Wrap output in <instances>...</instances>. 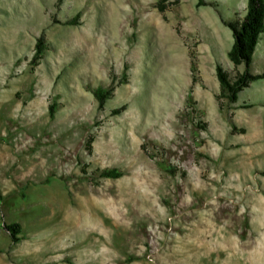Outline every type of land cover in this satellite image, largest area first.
<instances>
[{
	"label": "rangeland",
	"instance_id": "374dc122",
	"mask_svg": "<svg viewBox=\"0 0 264 264\" xmlns=\"http://www.w3.org/2000/svg\"><path fill=\"white\" fill-rule=\"evenodd\" d=\"M158 1L0 0V264H264V79L217 98L248 0Z\"/></svg>",
	"mask_w": 264,
	"mask_h": 264
},
{
	"label": "trees",
	"instance_id": "16d2710c",
	"mask_svg": "<svg viewBox=\"0 0 264 264\" xmlns=\"http://www.w3.org/2000/svg\"><path fill=\"white\" fill-rule=\"evenodd\" d=\"M167 0L158 1L156 7L164 13L168 6L163 3ZM209 3L205 0H198L197 6H208ZM77 18L67 22V24H75ZM224 24L232 31L233 45L228 53L230 61L233 63L236 75L234 79L230 78V75L221 65L216 66V75L220 85V94L218 95L220 111L224 112V104L221 100L226 101L227 106H231L237 103L239 94L246 88L250 87L252 83L264 79V72L262 74H252L250 67L254 62V56L261 37L264 34V0H248L246 15L242 19H238L233 22H224ZM48 46L43 36L37 38L35 44V53L33 57V63L41 60ZM244 65L245 70L243 72L238 71V67ZM197 69L194 63H191L192 81L190 88V95L188 100H191V93L194 86L198 82V78L195 76ZM127 83V67L124 68V80L120 81L119 84ZM117 85L112 80V84L108 88L96 87L92 89V93L97 100L99 109H103L109 99L112 98L113 93ZM125 106L113 111L114 115H119L125 110ZM51 113H54V107L51 106ZM207 127V124L204 125ZM241 133H245L242 130ZM95 141V136H91L87 141V147L91 150L92 145ZM85 172V169L83 170ZM98 173V172H96ZM99 175L104 178H120L122 174L116 169L103 170L99 172ZM5 229L9 232L14 243L20 241L18 235L21 233V226L17 223L6 225Z\"/></svg>",
	"mask_w": 264,
	"mask_h": 264
},
{
	"label": "bare ground",
	"instance_id": "6f19581e",
	"mask_svg": "<svg viewBox=\"0 0 264 264\" xmlns=\"http://www.w3.org/2000/svg\"><path fill=\"white\" fill-rule=\"evenodd\" d=\"M1 151V150H0ZM2 153H0V167H4L5 166V164H6V161L8 160V157L9 156H7V152L5 151H1ZM11 162V161H10ZM9 162V163H10ZM8 164V163H7ZM25 165V164H24ZM26 169V168H25ZM24 169V170H25ZM24 173V171H20L19 172V174H23ZM2 174V173H1ZM0 177H1V175H0ZM2 178V177H1ZM4 178V177H3ZM2 178V179H3ZM75 225H76V227H82V228H87V229H90V223H87V222H85L84 220H76L75 222ZM92 223V222H91ZM92 227V226H91ZM106 255V254H105Z\"/></svg>",
	"mask_w": 264,
	"mask_h": 264
}]
</instances>
